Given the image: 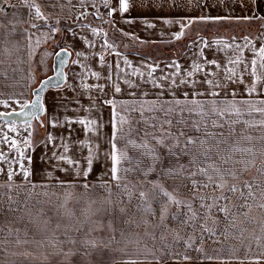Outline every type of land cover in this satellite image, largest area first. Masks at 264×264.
I'll use <instances>...</instances> for the list:
<instances>
[{"label":"crops","instance_id":"0c3cea01","mask_svg":"<svg viewBox=\"0 0 264 264\" xmlns=\"http://www.w3.org/2000/svg\"><path fill=\"white\" fill-rule=\"evenodd\" d=\"M129 5V11L121 14L117 10L112 16H108V11L118 7L117 0H109L107 7L104 3L101 5L99 15H97L99 18H95L94 21L91 19L80 21L69 29L62 28L61 30L57 48L70 50L71 58L66 69L64 85L48 89L43 96L44 114L41 128L44 129V133L41 137H36L38 140L30 153L31 163L28 164L30 175L27 179L22 178L15 182L8 179L0 181V264H23L31 261L35 255L29 254L30 260L26 257H20V253L28 248H31L29 252L33 253L44 247L45 250L52 249L53 251L55 248L59 249L67 245L74 251L76 245L74 237L68 236V233H66L67 236L65 235V232L74 229L71 225L74 216L82 213L89 214L90 210L86 208L90 207L91 202L97 200L99 210H101L98 214H102L101 218H105L108 214V204L105 203V200L109 198L119 200L117 196L121 192L110 179L111 158L105 155L111 151L109 141L112 132V106L104 103V101L114 100L117 111L121 115H127L122 107L125 103L132 104L135 102L138 105L141 102L155 100L161 92L164 93L162 99L172 100L173 96L168 87L169 81L159 78L162 75L175 73L177 71L173 65L175 62L180 65V75L175 77L177 83L180 79L189 81V85H180L178 89L174 90L176 97L184 98L185 92H188L189 97H191L193 92L199 91L204 95L195 98L209 102V105L213 100L220 103L223 99H236L237 101L249 100L256 107H264L260 104V101H264V69L259 67L264 61L257 55L258 50L264 45L256 44L258 40L261 42L259 30V33L257 32L258 39L255 38L254 41L239 37L206 40L199 36L181 49L178 56L154 59L147 55L151 51L145 45L148 43L165 45L172 42L175 40V34L181 31L182 26L183 35L181 38L184 37L189 26L188 20H193L191 25L200 22L199 17L204 15V7L209 9L205 11L206 13L213 12L210 9L212 2L211 0H129ZM85 11L94 13L92 5L86 6L81 12ZM104 11L106 12L104 13ZM166 20L169 23H165ZM149 25L152 26L149 27ZM108 28L114 35L111 39L107 37ZM92 29L97 30L96 34H93ZM262 41L264 43V40ZM106 42L112 47H106ZM205 42H207L208 47H205ZM123 44H132L136 47L132 45L125 47ZM77 53L82 55H77ZM101 56L104 58L103 62H101ZM253 59L257 62V75L260 80L257 82L256 92L249 93L248 89L253 84V76L251 75V61ZM125 60L132 67L125 64ZM209 60H215L220 67L217 68L214 64H208L207 61ZM229 60L241 62L230 64L228 63ZM194 63L199 64L204 71L195 72L192 77H188L186 73L192 70ZM148 65L156 66L152 76H148ZM134 69L143 72L144 76L129 75ZM227 69H235L236 75L233 77L235 83L225 79L227 75H231ZM92 73H97L98 76H93ZM109 75H111V80L108 79ZM153 79L164 84V89H157L153 87L152 83L147 82ZM205 79L212 80L213 84L219 83L222 87L213 88L211 85L203 83ZM125 80H129L138 86L130 88L128 84L124 83ZM241 80L242 82H240ZM85 85L90 87L85 88ZM100 85L103 86V91L99 87H93ZM114 85L120 86V93L115 92ZM208 91L219 92L220 96H210L207 94ZM233 92L235 93L234 97ZM242 110L244 112L241 117L242 120L259 121L264 119V116L258 112H252L249 115L246 107L242 106ZM80 119L96 120V130L93 132L85 131L84 126L76 122ZM228 119H235V117H225V120ZM52 123H56L57 126L53 127ZM236 127L239 129L242 125ZM224 131H227V126ZM248 131L254 137H259L261 134L258 127ZM49 134L54 137L52 143H48ZM63 142L69 145L70 151L68 153H63V148L60 146ZM89 148L96 158L89 175L84 177L82 169L87 168L86 157L89 154ZM53 152L58 155H68L79 162V167L56 160L52 157ZM237 158L253 160V163L237 181H232L229 178L230 182H249L253 185L258 202H262L264 200V197L260 195L262 190L256 191L254 186L260 185V183L264 185V175H261L259 171L264 169V156L257 153L255 158L250 155L238 156ZM237 167L243 166L238 165ZM196 180L202 182L204 178ZM105 182H107L105 187H101L100 185ZM84 184L89 187L84 188ZM209 188L211 189L205 191L199 189L198 192L189 193L196 196L213 195V188ZM107 189L111 190V197H109ZM243 190L247 192V189ZM184 191L187 193L186 190ZM227 195L231 199L237 200L238 204L243 202L238 199L239 193L235 195L227 193ZM9 196L15 200V207L10 204ZM45 199L48 202L42 201ZM199 202L194 201V204L197 205L194 206L196 207L195 211L202 210L200 206L198 208ZM212 211H217V209L213 208ZM10 218L15 219L17 223L10 222ZM82 221L85 220L82 218ZM88 228L90 230L89 226ZM88 228L85 227L84 229L88 230ZM99 228L102 230L105 227L102 225ZM11 231L19 233V236L12 234ZM49 231L53 232L49 238L52 235L54 238L46 241L47 235H49L46 233ZM44 236L47 237L45 242ZM191 245L189 249L195 247L196 251L200 247L198 239H195V244L191 243ZM219 246V241L209 243L202 241L201 251L205 253L203 256H216V248ZM187 247V245L179 246L182 250L188 249ZM221 247H225L223 242H221ZM234 247L239 249L245 246L243 243L237 245L233 243V249ZM208 248L214 251H210L206 255ZM222 252L225 255L226 250H222ZM258 252L261 260L264 261V255H262L264 247H261ZM239 257H241L239 260L244 261L248 259V254L245 259L242 251ZM233 260L234 258L230 259V261Z\"/></svg>","mask_w":264,"mask_h":264},{"label":"rangeland","instance_id":"374dc122","mask_svg":"<svg viewBox=\"0 0 264 264\" xmlns=\"http://www.w3.org/2000/svg\"><path fill=\"white\" fill-rule=\"evenodd\" d=\"M28 2L39 6L44 19H37L35 17V8L25 6L24 0H0V9H2L0 11V112L21 109V106L30 100L31 90L37 85L40 77L42 78L51 73L52 57L58 50L57 45L61 30L62 28H70L62 24L66 22L65 19L74 18L77 13H82L81 11L88 5H92L94 14L99 15V10L104 0H83V3H81V0H28ZM211 2L212 7L210 9L213 12L206 13L205 11L209 9L204 7L203 16L230 17L231 19L208 20L192 25L189 24L185 36L179 40L175 39L165 45L151 43L145 45L151 51H148L147 55L154 59H165L168 56L176 57L178 53L180 54L181 49L199 36L206 40L239 37L254 41L255 38L258 39V30L261 33V42L258 40L256 44L264 45L262 41L264 40V0H256L255 4L253 0H211ZM245 16L254 18L249 20L242 19ZM89 19L94 21L95 17L91 15L87 18V20ZM67 22L71 24L69 21ZM33 24L36 27H32ZM77 24H71V27ZM107 37L108 39L114 37L109 28ZM123 45L129 47L132 44ZM138 46L141 47L140 45ZM5 104H7V107H5ZM29 123L31 124L30 128L27 127ZM41 127L35 121L27 123L0 121V152L6 153L9 157L8 162L0 163V181L8 179L7 174L9 171L16 173L11 180L12 182L25 178L19 164L13 162V160L18 157L19 151H22L25 157H30L34 144L38 140L36 137H41L44 133V129ZM12 128H15V131L10 130ZM4 136L9 138V143L3 142ZM12 139L17 141L15 149L10 146ZM25 141H30L31 146H28ZM118 145L123 147V142H118ZM127 151L130 156L138 158V152L141 150L129 147ZM160 155L162 161L157 165L156 173L151 174L148 179L165 184L169 190L179 187L181 184L187 185V187L180 188L178 195L182 199L193 202V208L195 209L196 207L194 206H197L193 201L195 194H190L193 191L188 174L182 173L178 177L169 178L164 173L175 167L177 158L169 156L166 149L160 150ZM179 159L181 163L187 165L189 157L181 156ZM23 164L26 169H29L28 159H24ZM128 166L127 163L123 164V167ZM121 175L124 174L121 173ZM128 175L135 183L143 180V177L135 171ZM200 178L203 177H194V179ZM125 182L127 181L122 183ZM262 184L260 183L259 188L255 185V190H264V185ZM207 189L201 188L200 190L205 191ZM117 197L119 198L118 201L113 198V200L111 199V205L108 204V214H106L105 218H101L103 215L98 214L101 210H99V202L97 200L91 202L90 207L86 208L90 210L89 214L82 213L83 215L74 216L73 223H71L74 229L65 232V235L68 233V236L74 237L73 239L76 241L74 251L67 245L63 248H55L53 251L52 249L45 250L44 247L33 253L29 252L31 248L24 249L20 253V257H26L30 260L29 254L35 256L34 259L31 258V261L23 264H133V262L135 264H157V258H160L162 254L161 264H241V262L243 264H255V258L260 257L258 250L261 247H258L253 239L254 235H264L261 232V223H264V210L258 207V200L252 201L251 198L249 199V203L252 204L250 210L237 211V209L232 208V212L235 213V227L231 226L233 222L231 214L225 219L224 214L218 213V211H211L210 215L218 221L216 224H213L211 220L206 222L203 219L193 221L192 227L171 222L168 223V230L165 231L162 228L155 227L158 217L137 211L135 200L129 204L127 197L122 193ZM42 201L48 202L46 199ZM14 203L15 200L11 199L10 204L13 207H15ZM218 203L221 206L228 205V202L223 200ZM232 203L238 204V201L232 199ZM228 206L231 207V205ZM120 207L126 208L127 211L120 213L118 210ZM171 211L175 212L176 208H171ZM241 211H248V216L241 215ZM196 212L201 217L206 214L205 209ZM82 218L85 221H82ZM144 220H147L148 223L145 224ZM10 222L17 223L13 218H10ZM201 224L212 231H205L200 227ZM102 225L105 228L100 230L99 227H102ZM85 227L88 230L84 229ZM173 229L179 232L184 241L193 243V245L195 244V239H198L200 251H196L195 247L191 249L187 247L188 249L186 250L180 249L179 246H186L184 243L173 245V237L176 235V231H173ZM11 233L19 236V233L14 231H11ZM51 233L53 232L49 231L46 233V235H49H47L48 238L46 236L43 237L44 242L46 238V241L54 238L53 235L49 238ZM162 235L167 238L166 241H161ZM202 241L205 243L219 241L220 246L216 248L217 255L210 258L203 256L205 253L201 251ZM221 242H223L225 247H221ZM233 243L236 245L243 243L245 247H240L239 249L234 247L233 249ZM165 244L172 246L165 247ZM222 250H226L225 255ZM210 251L214 250L208 248L206 255ZM242 251L245 259L248 254L247 260H239L241 258L239 254ZM185 255L189 256L190 259H184ZM232 258L234 260L230 261ZM260 264H264L261 257Z\"/></svg>","mask_w":264,"mask_h":264},{"label":"snow or ice","instance_id":"6c2138e0","mask_svg":"<svg viewBox=\"0 0 264 264\" xmlns=\"http://www.w3.org/2000/svg\"><path fill=\"white\" fill-rule=\"evenodd\" d=\"M83 3V0H81ZM109 0H104V5L107 7ZM118 7L113 8L108 11L107 15L112 16L117 10L123 14L129 11L130 5L129 0H117ZM256 3V0H253ZM25 6L29 8H35V17L37 19H44L42 16L39 6L35 3H29L28 0H24ZM2 11V9H0ZM254 17L245 16L242 19L249 20ZM231 19L230 17H199L201 21L208 20H226ZM240 19V18H237ZM169 23V21H164ZM192 19L188 20L191 24ZM152 25H149L151 27ZM32 27H36L35 24ZM55 31V30H53ZM96 29H92L93 34H96ZM75 35V33H73ZM183 35V26L181 31L175 34V39L179 40ZM247 39V38H245ZM106 47L111 48V44H105ZM205 47H208L207 42H205ZM228 47V45H225ZM77 55H82L77 53ZM119 55V53H117ZM202 55V53H201ZM257 55L260 59L264 61V46H262ZM101 62H103V56L100 57ZM61 59V63H63ZM129 67H132L127 60L124 61ZM241 61L229 60L230 64H237ZM76 63V61H73ZM208 64H214L217 68L220 67L215 60L207 61ZM251 75L253 76V84L251 88L248 89L249 93L256 92L257 82L260 77L257 75V62L255 59L251 61ZM173 65L177 71L170 75H162L159 79L164 81H169L170 94L173 99L168 101L161 97L163 92L158 94L155 100L141 102L139 106L135 102L132 104H123V110L127 115H121L117 111V105L114 100H106L104 103L112 106V121H111V139L109 141L111 145L110 153H106V156L111 158V168H110V179L120 192L127 197V201L131 204L134 200L136 201L135 207L137 211L146 212L153 217H158V222L155 227L162 228L163 230H168V223L175 222L177 225H184L187 227H192L193 221H198L203 219L204 221L211 220L213 224L218 223V221L213 218L210 213L213 208H216L219 213L224 214L225 219L228 218L229 214L233 217L232 227H235V213L232 212V208L240 210H250L252 204L249 203V198L252 201L257 200L256 192L253 190V185L247 181H241L240 183H231L232 181H237L241 175L247 172L249 165L253 163V160H246L243 158L245 155H250L255 158L256 154L259 153L264 156V119L256 120H246L241 119L244 112L242 106L247 108L248 114L251 115L252 112H258L264 116V107H256L249 100L236 99H223L220 103L215 100L210 102H204L195 97L203 96L204 93L196 91L191 94L184 93V98H178L175 96V89H178L180 85H189V81L186 79H180L177 83L175 77L180 75V65L173 62ZM119 67V65H117ZM149 68L148 76H152L156 70V66L148 65ZM260 68L264 69V63H261ZM121 71H123L121 69ZM204 69L199 65L194 63L192 65V70L188 71L186 75L192 77L195 72H203ZM247 71V68H245ZM227 72L231 75L225 77L226 80L235 83L233 77L236 75L235 69H227ZM211 74V73H209ZM93 76H98L97 73H92ZM131 76H144V73L139 70H133L129 73ZM111 80V75L108 77ZM153 84V87L157 89H164L165 85L157 82L156 79L147 81ZM242 82V80L240 81ZM124 83L128 86L135 87L131 81L125 80ZM195 83V82H193ZM203 83L211 85L213 88L222 87L219 83L213 84L212 80L205 79ZM90 87L85 85V88ZM99 87L103 91V86H93ZM226 87V86H225ZM114 90L116 93L121 92V88L118 85H114ZM213 97H219L220 93L216 91H208L207 93ZM147 95V93H144ZM233 97L235 93H232ZM260 104L264 105V101H260ZM7 107V104H5ZM29 108V104L26 102L21 106L20 112L15 113L16 115L31 116L35 117L37 112H42L44 110V104L41 103L40 99L31 102V111L25 112V109ZM3 115H12V113H4ZM235 117V119L225 120V117ZM118 118V119H117ZM77 123L84 126L85 131L93 132L96 130L97 121L94 119H80L76 121ZM51 123V122H50ZM237 125H242L241 128L237 129ZM43 126V125H42ZM53 127H56V123H52ZM227 126V131H224ZM27 127H31L29 123ZM260 129L259 137H254L249 134V129L254 128ZM15 131V128L10 129ZM31 135V133H29ZM54 137L49 134L48 143H52ZM139 141V142H138ZM256 143H253V142ZM4 143H9V138L7 136L3 137ZM118 142H123V147L118 145ZM154 142V143H152ZM28 146L30 141H25ZM17 141L12 139L10 141L11 148L15 149ZM248 145V146H245ZM258 145V146H257ZM63 148V153H68L70 151L69 145L63 142L60 145ZM131 147L135 150H141L138 152V158L132 157L128 154L127 149ZM166 149L167 154L171 157H176L175 167L168 170L165 175L169 178H175L180 176L182 173H187L191 182L192 191L198 192L199 189H207L209 187L213 188V195H194L193 201H200V208L206 210V214L201 217L193 208V202L179 197V191L181 187H187V185L181 184L179 187L169 190L168 187L155 180L148 179V177L156 173L157 165L162 161L160 155V150ZM178 149V151H177ZM19 151V150H17ZM189 157L187 165L180 162L179 157ZM52 157L58 161H64L70 166L79 167V162L73 160L68 155L52 153ZM93 152L89 148V154L86 157L87 168L82 169L84 177L89 175L92 170V165L94 162ZM28 159L31 163V157H25L22 151H19L18 157L14 158L13 162L19 164L20 169L23 172L24 177L27 179L30 175L28 169L25 168L23 160ZM9 157L6 153L0 152V163L8 162ZM127 163L128 167H123V164ZM242 165L243 167H237ZM139 173L143 180L139 183L133 182L128 174L133 172ZM261 175H264V169L259 170ZM123 173L124 175H121ZM16 175L14 171H9L7 176L8 180L11 181L13 176ZM196 176H202L204 182L197 181L194 179ZM123 181H127L122 183ZM107 182L101 184V187H105ZM84 188H88L87 184L83 185ZM257 188L260 186L257 185ZM243 189H247L245 192ZM109 197L112 193L110 189ZM218 193V195H216ZM227 193L233 195L239 193L238 199L243 202L239 204H233L232 199ZM261 197H264V190L260 192ZM11 196L9 200L11 201ZM227 201L228 205L221 206L219 201ZM210 201V202H209ZM106 204H111V199L105 200ZM175 207L176 211L172 212L171 208ZM258 207L264 210V202L258 203ZM11 210V209H10ZM120 213H125L126 208L120 207ZM241 215L247 217L248 211H241ZM145 224L148 223L147 220L143 221ZM205 231H212L204 227L203 224L200 225ZM173 231H176L173 229ZM261 232L264 233V223H261ZM165 236H161V241H166ZM258 247H264V235H254ZM184 243L188 247H191V243L184 241L180 236L179 232L176 231V235L173 237L172 244ZM172 245L165 244V247H171ZM200 251V249H197ZM171 255V253H169ZM264 255V253H262ZM163 254L160 258H157V264H161ZM184 259H190L189 256L185 255ZM210 258V257H209ZM135 264V262H133ZM243 264V262H241ZM255 264H260V257L255 258Z\"/></svg>","mask_w":264,"mask_h":264},{"label":"water","instance_id":"95a60500","mask_svg":"<svg viewBox=\"0 0 264 264\" xmlns=\"http://www.w3.org/2000/svg\"><path fill=\"white\" fill-rule=\"evenodd\" d=\"M90 12L85 11L77 18H84ZM71 58L70 50L66 48H59L52 57L51 63V73L47 76H44L39 79L36 86H34L31 90V97L30 100L27 102L29 104V108L25 109V112L31 111V102L40 99L41 103H43V96L45 92L50 88H58L64 85L66 81V69L69 65ZM61 59H63V63H61ZM44 104V103H43ZM19 110H12L9 112H0V121H8V122H15V123H27L31 121L37 122L40 126L43 125L42 116L44 114V110L42 112H37L35 117L31 116H23V115H16L15 113H19ZM4 113H12V115H3Z\"/></svg>","mask_w":264,"mask_h":264},{"label":"trees","instance_id":"16d2710c","mask_svg":"<svg viewBox=\"0 0 264 264\" xmlns=\"http://www.w3.org/2000/svg\"><path fill=\"white\" fill-rule=\"evenodd\" d=\"M81 14V13H79ZM79 14H77L74 18H66V21H69L71 24H77L80 21H85L87 20V18L91 15H93L95 18H99V16H97L96 14L90 12L87 16H85L84 18H77L79 16ZM60 19V18H58ZM41 78V77H40ZM41 127V126H40Z\"/></svg>","mask_w":264,"mask_h":264},{"label":"built area","instance_id":"2783aa9c","mask_svg":"<svg viewBox=\"0 0 264 264\" xmlns=\"http://www.w3.org/2000/svg\"><path fill=\"white\" fill-rule=\"evenodd\" d=\"M106 11H104V13H105ZM62 24H64L65 25V27H71V24H69L67 21L66 22H63ZM63 25V26H64Z\"/></svg>","mask_w":264,"mask_h":264}]
</instances>
